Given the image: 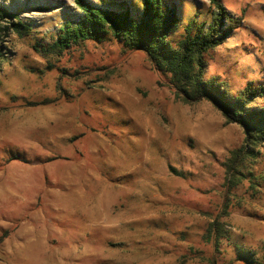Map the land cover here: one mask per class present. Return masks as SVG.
<instances>
[{
	"label": "rangeland",
	"instance_id": "374dc122",
	"mask_svg": "<svg viewBox=\"0 0 264 264\" xmlns=\"http://www.w3.org/2000/svg\"><path fill=\"white\" fill-rule=\"evenodd\" d=\"M166 1L176 36L211 23L210 0ZM220 1L240 25L205 79L233 95L264 86V0ZM0 4L32 26L0 27V264H264V145L111 36L35 51L79 13L74 0Z\"/></svg>",
	"mask_w": 264,
	"mask_h": 264
},
{
	"label": "trees",
	"instance_id": "16d2710c",
	"mask_svg": "<svg viewBox=\"0 0 264 264\" xmlns=\"http://www.w3.org/2000/svg\"><path fill=\"white\" fill-rule=\"evenodd\" d=\"M79 13L67 19L52 34V43H35V51L60 55L85 42L102 43L113 37L127 51H142L148 55L157 72L168 75L171 85L186 103L208 100L219 110L228 123L245 130L249 145H264V110L253 105L264 98V86H247L236 95L219 78L205 79L206 57L225 42L238 28L240 21L232 18L220 0H210L211 23L207 27L190 20L183 32L176 36L181 24L177 3L166 0H74ZM0 27L27 37L32 26L19 13L0 4ZM176 36V37H175ZM0 42V60L4 58ZM247 146L233 155L236 169L248 156ZM3 236L0 244L3 242Z\"/></svg>",
	"mask_w": 264,
	"mask_h": 264
}]
</instances>
